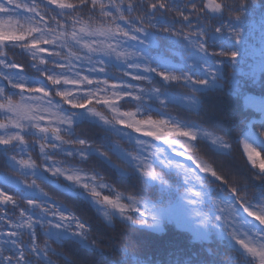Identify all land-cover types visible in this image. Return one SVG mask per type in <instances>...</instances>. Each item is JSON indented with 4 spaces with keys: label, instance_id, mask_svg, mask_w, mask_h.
Returning a JSON list of instances; mask_svg holds the SVG:
<instances>
[{
    "label": "snow or ice",
    "instance_id": "snow-or-ice-1",
    "mask_svg": "<svg viewBox=\"0 0 264 264\" xmlns=\"http://www.w3.org/2000/svg\"><path fill=\"white\" fill-rule=\"evenodd\" d=\"M257 31L264 45L260 0H0V264H149L117 224L190 233L201 251L176 264H264V102L258 119L209 103L231 68L228 94L252 106Z\"/></svg>",
    "mask_w": 264,
    "mask_h": 264
},
{
    "label": "trees",
    "instance_id": "trees-1",
    "mask_svg": "<svg viewBox=\"0 0 264 264\" xmlns=\"http://www.w3.org/2000/svg\"><path fill=\"white\" fill-rule=\"evenodd\" d=\"M69 2H71V0H69ZM260 2L264 3V0H260ZM248 44L252 51L250 52L248 65L242 71L244 73H247L249 71H256L257 73H259L260 48L264 47V45H262L261 43V35L259 31H257L255 35L250 36ZM8 55L17 63L25 65V72H27L29 75H34V73H32L31 69L28 67L31 61L27 54L22 53L19 48H16L9 51ZM113 75L119 76L120 74L113 71ZM230 75L231 68H228L226 69V79L224 82H222L224 89L223 93L218 97L210 98L209 103H218L220 106L227 109V111H229L231 114L236 116H248L252 119H258V109H254L252 106H246L243 96L228 94L229 85L227 83V77H229ZM241 83L243 84L244 94H257L258 96H260L261 101L264 102V81H262L258 77L256 82H253L247 79L246 76H244L243 78H241ZM123 146L127 147V145ZM257 151L260 152V156L256 158L258 169L260 161L264 160V151H260L259 148H257ZM203 155L205 159L212 158L211 153L205 152L203 153ZM234 155L236 157V161L240 171L247 174L248 167H250V165L245 166L246 156L242 159L239 152H235ZM33 157L37 158L35 152H33ZM54 159L61 160L63 159V157L56 156L54 157ZM69 163H71L74 167L84 168L85 170L96 168L105 176V179L108 182L116 184L119 190H124V186L117 183L115 177L111 172L106 171L104 168H101L94 163L84 164L80 163L78 160H70ZM5 173L12 175V173H8V170L3 167L2 163H0V174ZM18 178L24 179L23 177ZM28 179L30 181L31 178L29 177ZM42 187H44L45 191H48L49 195L52 196L55 200L66 204L70 210L77 212V214L81 215L83 219L93 223L94 225L99 223L94 209L89 208L86 203L74 204L71 200L67 199L66 196L61 195L59 192L52 191L45 185H42ZM14 192V189L9 190V194H14ZM106 231L113 236H119L121 240L127 241L132 246L129 250L138 253L139 258L149 262V264H176V262L180 261L181 259L186 261L189 256H194L196 253L201 251V246L198 242L194 241L191 238L190 233H187L181 229H177L174 225H168L162 232L148 233L145 235L132 233L119 224H117L115 230H113L112 228H108ZM126 231H129V235H120L121 233Z\"/></svg>",
    "mask_w": 264,
    "mask_h": 264
},
{
    "label": "rangeland",
    "instance_id": "rangeland-1",
    "mask_svg": "<svg viewBox=\"0 0 264 264\" xmlns=\"http://www.w3.org/2000/svg\"><path fill=\"white\" fill-rule=\"evenodd\" d=\"M249 97L252 98L251 104L254 105L255 107H258L259 103H260V99L258 97H256V96H253V95H251Z\"/></svg>",
    "mask_w": 264,
    "mask_h": 264
}]
</instances>
